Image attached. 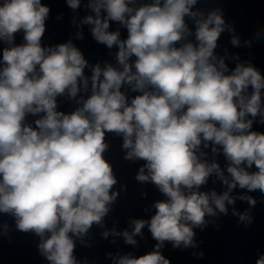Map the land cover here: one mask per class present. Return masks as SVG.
Masks as SVG:
<instances>
[{
  "label": "clouds",
  "instance_id": "9594fccd",
  "mask_svg": "<svg viewBox=\"0 0 264 264\" xmlns=\"http://www.w3.org/2000/svg\"><path fill=\"white\" fill-rule=\"evenodd\" d=\"M197 3L88 0L94 15L81 24L99 44L117 49L116 64L102 67L89 65L71 40L42 45L50 9L41 0H0V41L10 45L0 61V213L12 216L18 231L40 237L49 264H79L74 238L102 226L119 195L104 158L107 133L122 137L125 160L145 162L136 180L166 197L150 219L132 220L131 231L112 230L135 246L147 227L156 241L152 251L119 255L114 264H170L165 242L193 247L194 229L207 226L206 216L227 215L237 186L264 194V133L253 130L257 117L264 124V74L251 63L230 68L218 57L221 34L234 29L219 9L205 15L194 10ZM67 4L76 10L81 0ZM111 22L127 30L126 38L109 30ZM231 43L239 47L240 40ZM59 97L77 106L58 110ZM209 147L226 159L230 180L215 159H203ZM213 174L227 186L221 194L199 190ZM233 215L252 223L248 211Z\"/></svg>",
  "mask_w": 264,
  "mask_h": 264
}]
</instances>
